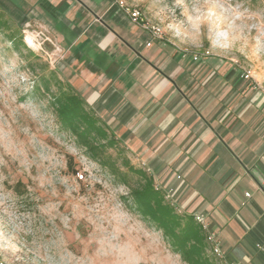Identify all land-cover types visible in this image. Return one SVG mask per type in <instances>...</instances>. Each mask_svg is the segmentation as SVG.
Returning a JSON list of instances; mask_svg holds the SVG:
<instances>
[{
  "label": "crops",
  "instance_id": "1",
  "mask_svg": "<svg viewBox=\"0 0 264 264\" xmlns=\"http://www.w3.org/2000/svg\"><path fill=\"white\" fill-rule=\"evenodd\" d=\"M58 1L43 3L65 23L71 83L180 212L206 216L226 264H264V113L179 50L147 45L112 3L98 14L69 0L61 16Z\"/></svg>",
  "mask_w": 264,
  "mask_h": 264
},
{
  "label": "clouds",
  "instance_id": "2",
  "mask_svg": "<svg viewBox=\"0 0 264 264\" xmlns=\"http://www.w3.org/2000/svg\"><path fill=\"white\" fill-rule=\"evenodd\" d=\"M141 2L157 22L156 32L178 44L200 49L207 42L209 53L249 48L253 55L264 53V13L245 7L243 0ZM11 43L5 40L0 49ZM35 79L19 53L0 55V248L16 251L26 241L36 264H147L150 257L137 246L149 232L124 199L131 189L101 174L87 146L61 130L50 106L54 97L20 101ZM70 158L87 177L86 188L69 170ZM18 181L28 185V195L15 191ZM29 196L35 202L32 210L23 204ZM81 224L82 240L94 247L77 253L70 250L69 237Z\"/></svg>",
  "mask_w": 264,
  "mask_h": 264
},
{
  "label": "rangeland",
  "instance_id": "3",
  "mask_svg": "<svg viewBox=\"0 0 264 264\" xmlns=\"http://www.w3.org/2000/svg\"><path fill=\"white\" fill-rule=\"evenodd\" d=\"M43 1L48 2V0H0V44H3L5 40L12 42L10 47L0 49V55L7 56L13 52L19 53L26 60V67L34 72L36 78L33 88L19 98L21 102L30 97L35 98L44 94L55 97L59 94L58 87L68 82L71 83L72 73L70 68L73 56L67 53L66 44L58 38L57 34V30L64 28L65 25L63 24L65 23L61 21L57 14L50 12ZM83 1L93 4V6L95 4L93 10L98 14L102 13L112 3L121 16L129 19L124 9L119 5L121 0ZM122 1L130 8L139 10L141 22L156 26L157 22L150 18L146 12V5L141 0ZM68 2L69 0L58 1L55 10L61 16H67ZM243 3L245 7L255 12L264 13V0H243ZM138 27L147 31L140 25ZM160 34V38H152L149 34V40H155L161 45L175 48L182 53L186 60H191L194 65L208 68L212 73L209 77L226 82L224 89L226 94L241 96L242 109L252 100V111L264 113V102L260 104L264 97V53L257 52L253 55L251 48L247 49L245 53L235 51L229 54L209 53L205 50L207 42H205L204 47L196 49L176 43L166 33ZM195 55L199 56L198 59L194 58ZM247 74H249V77H246ZM209 95L211 93H208L207 97ZM53 102L54 100L50 106L55 109ZM56 112L58 113L57 110ZM58 116L61 130L72 132L78 138V142L85 145L77 132L63 124L59 113ZM119 144L115 147L108 146L106 157L100 154L93 155L88 147L87 155L99 162L101 174L105 175L107 179L127 185L131 189V195L124 199L129 203V207L138 214L144 222L145 230L149 232L147 237H140V243L137 247L143 250L146 257H150L147 264H189L184 260L182 253L175 249L171 239L164 233L163 229L143 214L138 207L135 201V192L141 190L145 185V177H143L142 172L148 176L152 175L148 167L140 164L134 154L121 143ZM69 170L75 174L81 185L86 188L88 185L87 177L84 172L78 171L71 158L69 159ZM31 183V180L27 181V184ZM27 184L18 181L14 186L15 191L20 195H28ZM160 189H162L161 186ZM165 196V201L174 206L175 210L179 212L171 199L167 195ZM23 204L27 210H32L35 206V202L31 200L30 196L23 201ZM62 210L66 211L67 209H64L62 205ZM82 234L86 235L83 224L80 225L74 236L69 237L70 250L79 253L85 246L94 247V245H86V242L82 240ZM29 239L31 238L29 237ZM207 241L212 247H209L205 253L209 259L208 264H226L223 258L214 252L213 245L208 237ZM0 257L7 264H36L37 259L26 241H20L16 251L0 248Z\"/></svg>",
  "mask_w": 264,
  "mask_h": 264
},
{
  "label": "trees",
  "instance_id": "4",
  "mask_svg": "<svg viewBox=\"0 0 264 264\" xmlns=\"http://www.w3.org/2000/svg\"><path fill=\"white\" fill-rule=\"evenodd\" d=\"M58 90L53 104L61 121L77 132L93 155L105 156L108 146L120 145L117 135L73 84L65 83ZM142 174L145 185L135 192V201L141 212L163 229L189 264H208L205 253L211 245L207 241V231L192 214L177 212L165 201L166 193L156 188L153 176Z\"/></svg>",
  "mask_w": 264,
  "mask_h": 264
},
{
  "label": "built area",
  "instance_id": "5",
  "mask_svg": "<svg viewBox=\"0 0 264 264\" xmlns=\"http://www.w3.org/2000/svg\"><path fill=\"white\" fill-rule=\"evenodd\" d=\"M119 5L124 9L125 13L129 16V19L132 23L140 25L143 27L147 32L151 35L152 38H160L161 34L156 32V26L149 25L148 23L141 22V15L138 9L130 8L124 1H119ZM147 45H151V41L147 42ZM199 56L195 55V59H198ZM249 77V74L246 75ZM83 176V175H82ZM156 188H160V185L157 184ZM261 188L264 191V180L261 183ZM248 196L250 195L249 192L246 193ZM168 198H170V193L166 194ZM194 218L203 226V228L207 231V236L209 241L213 245L214 252L221 258H223V253L220 248V240L218 239L216 233L214 231H210L208 229V223L206 220V216L201 213L193 214ZM0 264H7L1 257H0Z\"/></svg>",
  "mask_w": 264,
  "mask_h": 264
}]
</instances>
